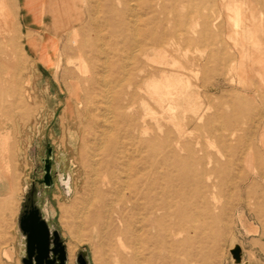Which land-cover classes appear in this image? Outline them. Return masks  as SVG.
Returning a JSON list of instances; mask_svg holds the SVG:
<instances>
[{"label": "bare ground", "instance_id": "obj_1", "mask_svg": "<svg viewBox=\"0 0 264 264\" xmlns=\"http://www.w3.org/2000/svg\"><path fill=\"white\" fill-rule=\"evenodd\" d=\"M56 1L44 8V16H49L51 22L44 31L61 33L64 41L54 64L57 73L64 59L58 80L66 95L61 124L68 125L72 142L79 141V132L69 125L75 127L77 121L78 128L83 118L87 130L94 134L93 141L84 137L80 148H75V152L81 151L82 165L90 177L84 195L75 203V220L105 241L104 249H96L102 264H108V256L113 264L204 263L215 255L229 218L212 192L218 176L210 162L205 163L210 155L199 142L193 147L191 141L194 121L205 120L204 125L209 122L211 105L208 101L202 108L197 95L184 90L190 85L183 82L180 73L179 34L183 24L176 16L172 21L161 17L166 12L163 0H121L123 9L89 13L87 18L81 12H54L52 8L62 0ZM206 1L211 2L209 7ZM190 2L191 15L196 18L202 17L201 12L212 13L216 6L232 12L227 41L224 33L216 34L214 39L222 47L216 53L218 63L230 61V71H236L239 65L234 61L239 51L243 52L246 36L255 37L253 31H248L247 14L252 18L257 12L264 16V0ZM29 3L24 0L25 7ZM3 10L0 6V12ZM3 12L1 15L7 18L0 33L6 41L0 54L9 58V64L0 70L1 184L10 182L8 129L21 121L30 122L39 100L28 75L37 65L46 68L53 64L41 40L31 32H22L19 12ZM170 12H177L174 5ZM214 21L205 22L199 31L191 30L195 38L185 37L184 42H204L206 36L213 41ZM85 22L89 26L86 24L81 34V23ZM254 43L262 45L260 40ZM261 53L255 63L261 65L262 72L264 48ZM214 55L204 52L202 65L212 62ZM263 89L261 83L251 99L263 102ZM191 108L192 117L187 118L185 113ZM262 117L258 112L254 133L263 144L264 126L262 130L258 127ZM247 132L246 136V130L232 128L228 139L243 143L245 137L249 140L254 136L253 131ZM181 190H194L195 200L179 203ZM72 243L77 246L74 239Z\"/></svg>", "mask_w": 264, "mask_h": 264}, {"label": "rangeland", "instance_id": "obj_2", "mask_svg": "<svg viewBox=\"0 0 264 264\" xmlns=\"http://www.w3.org/2000/svg\"><path fill=\"white\" fill-rule=\"evenodd\" d=\"M29 1L25 7L24 0H0V6L7 12L17 14L19 12L22 32H31L41 40L43 51H48L52 55L53 64L46 68L37 65L28 75L31 76L33 91L35 90L34 93L39 99L34 105L35 112H31L33 115L31 121H21L19 125L8 129L10 131L7 175L10 182L0 183V264H23L25 237L19 228V218L23 206L30 200L39 207L49 227L58 231L67 253L66 264H76L77 255L80 253L85 255L88 264H102V257L96 249H104L105 241L99 233L94 236L92 231L85 227L81 228V224L73 216L75 203L84 195L90 181L88 169L82 165L81 151L75 152V148H80L84 137L88 141H93L94 134L87 130V122L83 118L78 128L77 121L75 127L69 125L72 130L79 132V141L72 142L68 139V125L65 127L61 124L62 103L66 95L58 86L65 64L64 59L57 73L54 69L64 41L61 39V33L44 31V27L51 23L50 17L44 16V8L46 10L48 3L53 0ZM59 2L52 8L54 12H81V16L85 18L89 13L123 9L121 0ZM210 3L206 1L208 7ZM161 4L166 7V12L161 13L163 19L172 21L176 16L180 24H183L179 34L181 49L179 62L182 66L180 73L183 82L188 81L190 85L184 90L193 96L197 95V102L202 108L208 101L211 105L208 111L209 122L204 125L205 120L200 123L194 121L190 129L191 141L193 147L195 142H199L203 151L210 155L206 157L205 163L210 162L218 176L214 178L217 187L212 192L216 203L225 207L229 218L226 235L222 237L223 239L219 238L215 255H211L200 264H264V143L262 144L259 135L254 133L257 128L255 125L258 112L263 114L258 127L262 130L264 126V106L262 107L264 101L258 98L251 99L253 94L255 95L254 91L264 83V69L261 72V65L255 63L264 48V16L257 12L252 18L249 13L247 14L248 31H253L255 37L253 40L246 36L243 52L239 51L234 61L239 68L231 72L232 62L226 61L222 65L217 61L216 53L222 51V47L214 37L216 34L224 33L227 41L232 29L230 21L232 12L216 6L212 13L201 12L202 17L196 18L191 15L193 3L190 0H163ZM173 5L177 12H170ZM2 12L0 27L7 18L1 15L4 13ZM137 13L140 15L141 12ZM213 19L216 20L214 21L216 26L211 30L213 41L210 39L209 42V37L206 36L204 42H184L185 37L195 38L191 30L199 31L205 22L210 23ZM185 20L188 21L186 24ZM86 24L81 23L83 27L81 34L84 27H87ZM4 37L0 33V48L6 41ZM255 40H260L262 45L255 44ZM210 51L215 55L212 62L204 66L200 58L204 52ZM8 64L9 58L0 54V70ZM262 94L264 99V91ZM192 110L194 109H188L185 113L187 118L192 117ZM232 128L246 130V136L249 129L253 131L254 136H249V140L245 137L243 143L237 144L234 140L228 139ZM47 145L51 149L50 186L43 183ZM67 184L70 188L69 193H66ZM195 198L194 190H181L177 201L182 203L194 201ZM73 239L77 243L76 247L72 243ZM106 259L108 264H113L109 256Z\"/></svg>", "mask_w": 264, "mask_h": 264}, {"label": "water", "instance_id": "obj_3", "mask_svg": "<svg viewBox=\"0 0 264 264\" xmlns=\"http://www.w3.org/2000/svg\"><path fill=\"white\" fill-rule=\"evenodd\" d=\"M51 149L46 146L44 178L46 186L51 185ZM19 228L25 237V258L23 264H66L67 253L57 230H53L43 218L34 201L23 206ZM76 264H88L83 253L77 255Z\"/></svg>", "mask_w": 264, "mask_h": 264}]
</instances>
